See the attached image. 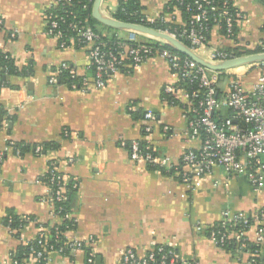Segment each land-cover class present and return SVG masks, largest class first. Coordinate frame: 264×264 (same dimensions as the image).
I'll use <instances>...</instances> for the list:
<instances>
[{
  "label": "crops",
  "instance_id": "crops-1",
  "mask_svg": "<svg viewBox=\"0 0 264 264\" xmlns=\"http://www.w3.org/2000/svg\"><path fill=\"white\" fill-rule=\"evenodd\" d=\"M108 1L110 5L104 7L109 12L105 14L113 16L118 0ZM169 3L143 0V13L180 25L181 12L176 8L168 11ZM233 4L244 13L237 22V41L224 37L215 27L208 46L201 50L204 55L213 47L254 49L264 39V4L257 0H233ZM52 5L53 0H0V50L10 55L18 68H31L24 76L0 78L1 84L9 81L13 85L0 90V108L7 112L0 123V151L10 140L32 147L47 142L59 145L41 154L31 149L20 157L5 156L0 169V264H10L16 247L37 237V222H61L52 214L49 187L43 181L52 162L66 181L78 184L72 211L77 224L66 236L82 241L92 236L90 249L96 264H118L127 248L144 255L159 243L169 244L183 260L198 264H251L246 254L228 251L197 231L195 225L216 224L225 209L252 212L264 208V187L255 190L245 176L228 174L216 166L199 186L189 189L175 172L131 160L120 140L141 139L146 133L144 117L131 114L127 109L130 104L135 107L132 111L154 112L150 139L158 152L169 155L175 163L187 149L200 145L198 139L185 135L183 105L162 98L164 86L178 85V76L164 59L152 58L111 75L101 89L89 85L87 91L72 90L58 77L57 83L50 82L62 62H69L80 76H94L89 47H62L47 33L46 12ZM102 34L126 37L129 31L116 29L110 35L103 30ZM164 126L170 131L165 132ZM10 209L36 220L27 217L29 223L21 226L16 236L4 224ZM49 257L48 264H87L84 250L75 252L71 259L59 252ZM260 264H264V254Z\"/></svg>",
  "mask_w": 264,
  "mask_h": 264
},
{
  "label": "built area",
  "instance_id": "built-area-1",
  "mask_svg": "<svg viewBox=\"0 0 264 264\" xmlns=\"http://www.w3.org/2000/svg\"><path fill=\"white\" fill-rule=\"evenodd\" d=\"M79 1L83 2L84 8L92 7L94 3V0ZM177 1L189 13V17L177 25L180 28L174 29V21L170 22L164 17L145 15L143 20L151 24L157 21L170 23V26L162 32L188 44L209 62H222L246 55V53L235 55L230 50L220 47L208 49L206 56L201 54V50L208 46V38L213 29L210 28L211 21L218 29L223 27V22L227 32L226 38L230 39L235 24L244 18V13L234 6L233 0H225L221 7L216 6L214 0H193L187 3L184 0ZM71 2L72 0H53V5L46 12L47 33L57 38L62 47L73 45L89 47L88 55L94 76L92 79L88 76H80L69 62H62L53 72L50 82L57 83V77L63 71H68L71 79L81 77L80 82H66L72 90L87 91L89 85L101 89L106 86L111 75L127 66L130 69L136 68L152 58L164 59L178 76V85L166 84L163 91L167 96L172 97L169 103L176 104L175 101L178 100L183 105V115L187 121L185 135L190 140L198 139L200 145L187 149L178 163H175L169 155L158 152L150 139L152 122L156 116L152 110H148L144 114L146 136L129 141L124 138L120 140L121 146L129 150L131 160L144 162L156 170L174 169L180 181L189 189L199 186L202 178L212 172L216 166L223 167L228 174L245 176L255 190L260 191L264 187V61L225 70H212L163 41L140 40L139 33L135 31H129L126 37L115 34L117 40L109 44L106 35L94 30L88 16L82 19H69V15L73 12L66 9V6ZM102 11L106 14L109 12V8L104 7V3ZM0 24H3L2 20ZM16 33L15 29L11 32V36L15 37ZM258 47L260 48L258 52H264V39H261L255 48ZM255 71L262 73L252 81L248 89L245 88L242 75ZM223 75L229 77L224 89L221 82ZM134 108L133 104L127 107L130 111ZM224 109L231 110V114L225 115ZM164 131L169 132L170 127L164 126ZM65 133L68 135V131ZM34 152L41 154L42 147L36 146ZM8 154L22 156V149L16 141H8L0 151V169ZM48 172V180L43 181L49 187L48 199L52 204V214L61 220L73 218L72 212L61 215L63 206L58 207L54 202L57 200L62 203L67 200L66 178L53 162ZM74 188H78L77 183ZM217 223L209 226L211 231L208 237L212 241L224 246L229 241L236 240L240 250L249 257V262L260 264L258 258L264 254V208L252 212L225 209ZM195 228L201 232L206 227L198 222ZM10 230L14 233L17 231L11 228ZM47 230L43 225L38 226L39 232L33 241H38L41 246L39 250H34L22 263L13 259L12 252L10 264H48L52 252L66 255L67 248L69 254L73 255L78 250H83L85 246L93 248L92 236L84 241L69 239L66 236L65 247L56 248L49 243ZM250 245L254 246L255 250L249 248ZM179 260L185 264H198L195 260H183L177 250L167 243L157 248L153 247L144 255H140L132 247L127 248L118 264H177ZM94 263V252L90 249L87 264Z\"/></svg>",
  "mask_w": 264,
  "mask_h": 264
},
{
  "label": "trees",
  "instance_id": "trees-1",
  "mask_svg": "<svg viewBox=\"0 0 264 264\" xmlns=\"http://www.w3.org/2000/svg\"><path fill=\"white\" fill-rule=\"evenodd\" d=\"M84 1V0H83ZM106 1V0H105ZM186 3L187 2H192L193 0H184ZM259 2H261L262 4H264V0H257ZM143 0H118V7L117 10L114 14V17L122 20V21H127V22H132V23H140V24H144L147 26H151L154 27L157 30H166L169 26L170 23H162L161 21H157L155 24H151L148 21L143 20V18L145 17V14L143 13L144 11V6L142 4ZM225 2V0H214V3L216 6L221 7L223 5V3ZM230 6L232 7V4L230 2ZM176 8L181 12V16H182V20H186L189 17V13L186 12V9L184 6H181L179 4V2L177 0H170L169 3V8H167L168 11H171L169 9H173ZM66 9H68L70 12H73L72 14L69 15V19H73V18H77V19H82L85 17H89V23L92 25V27L94 28V30L98 33H102V27H106L109 30H112L113 33L116 32V29L114 28H110L108 26H105L103 24H101L98 20H96L95 18H93L92 16V7L89 6L88 8H84L83 7V2L79 1V0H72L70 5L66 6ZM212 19V18H211ZM223 27L221 29H219L220 34L223 35L224 37H227V32H226V27L224 26V23L222 22ZM175 28H180V26L174 25V29ZM210 28H215V23L211 21L210 24ZM212 29V30H213ZM263 30H264V26H263ZM237 23L234 26L233 29V34L230 36L231 40H234L235 42L237 41ZM109 44H112L113 42H115L117 40V36L115 34H113V36L111 37H107L106 38ZM211 40V33L209 35L208 38V44ZM227 50H230L231 52H233L235 55H242V54H247V53H255L260 51V48H254V49H245L243 47H239V46H235V47H227ZM31 68H23L20 69L18 68V66L15 64V61L13 58H11L10 55H8L6 52H3L2 50H0V78H2L4 75L7 76H24L26 74H28L30 72ZM59 80L61 82H80L81 81V77H77L76 79H71L69 77V73L68 71H63L59 76H58ZM6 86H13L10 84L9 81H5L2 84L0 83V90L3 87ZM164 100H168V102L172 101V97L167 96L165 93H163V97ZM176 105H180L181 103L177 100L175 101ZM130 111V110H129ZM222 113V111L220 112V114ZM131 114H133L135 117H140V115H142V117H144L145 112H139L137 110L135 111H131ZM224 114L225 115H230L231 114V110L229 109H224ZM7 115V112L5 109L0 108V123L4 120L5 116ZM1 127V125H0ZM18 145L21 147L22 149V154L26 153L27 151H30L31 149L35 150L36 146H41L42 147V152H45L49 149H57L59 147V145L57 143H53V142H47V143H43V144H38V145H34L33 147L30 146L29 144H26L24 142H17ZM150 168L155 169L154 167L148 165ZM160 171L166 172V173H170L168 171H172L173 170H165V169H161ZM47 178H49V172L47 174H45L43 180H48ZM77 182H73V181H66L65 187H66V195H67V200L61 202H58L57 200H54L56 206H63V213L61 215H64L66 212H72L73 211V203H74V198H75V194L77 193V188H74V185ZM27 217L29 216H21L17 213H15L13 210H8V213L4 219V224L6 226H10L11 229L13 230H18L21 228V226H25L27 223H29L27 221ZM32 220H36V218L34 216H30L29 217ZM77 221H75V218H63L61 220L60 223L51 225L49 223H39L37 222V226L39 225H43L45 226L48 230H47V234H48V241L50 244L54 245L56 248L59 247H65L66 245V241H67V237H66V233L67 231L74 229L76 227ZM218 224V223H217ZM216 224V225H217ZM211 231L210 227H206L204 228L203 232L209 236V233ZM20 234L19 231L15 232V235L18 236ZM56 237V238H55ZM58 237V239H57ZM162 244H156V248L158 246H161ZM224 248H226L228 251H231L233 253H239V256L244 255V251L240 250V248L238 247V244L236 242V240H231L228 243H226L224 246ZM41 248V246L39 245L38 241L35 240L30 244H19L16 249L13 252V259L22 263L24 259H27L30 257L31 253L34 250H39ZM252 250H255V247H250ZM86 252V259H88L89 256V252H90V247L85 246V248L83 249ZM242 251V252H241ZM65 254L71 259L73 258L71 254H69V250L66 248L65 249ZM95 258V256H94ZM249 259V258H248ZM261 256L258 258L259 262H260ZM96 264V260L95 263ZM177 264H185V262L179 260Z\"/></svg>",
  "mask_w": 264,
  "mask_h": 264
},
{
  "label": "water",
  "instance_id": "water-1",
  "mask_svg": "<svg viewBox=\"0 0 264 264\" xmlns=\"http://www.w3.org/2000/svg\"><path fill=\"white\" fill-rule=\"evenodd\" d=\"M104 1L105 0H94L92 6V16L93 18L98 20L101 24L118 30L135 31L139 34L151 36L152 38L163 41L165 44L179 51L183 55L192 58L201 65L208 67L212 70H225L249 63L264 61V52H255L222 62H215V63L209 62L198 52L192 49V47H190L188 44L184 43L180 39L170 34H167L165 32H162L160 30H157L155 28L149 27L144 24L125 22L113 16L106 15L102 11V5Z\"/></svg>",
  "mask_w": 264,
  "mask_h": 264
},
{
  "label": "rangeland",
  "instance_id": "rangeland-1",
  "mask_svg": "<svg viewBox=\"0 0 264 264\" xmlns=\"http://www.w3.org/2000/svg\"><path fill=\"white\" fill-rule=\"evenodd\" d=\"M104 4H109V1L108 0H106V1H104ZM110 5V4H109ZM111 5H113L115 8H116V5L115 4H111ZM118 7V6H117ZM103 29H102V31L103 30H105V31H107V33H110V35H112V30H110L109 31V29H107L106 27H102ZM120 31V30H119ZM122 32H123V30H121ZM246 49V48H245ZM201 53H203V51L201 52ZM202 55H204V53L202 54ZM206 56V55H205ZM218 71V70H217ZM259 73V74H258ZM262 72L260 71V72H249L248 74H246V75H242V83H243V85H244V87L245 88H249L250 87V84L252 83V81L255 79V78H257L260 74H261ZM257 74V75H256ZM234 78V77H233ZM229 79V77L228 76H221V82L223 83L222 84V86H223V89L225 88L224 86H225V84H226V82H227V80Z\"/></svg>",
  "mask_w": 264,
  "mask_h": 264
},
{
  "label": "bare ground",
  "instance_id": "bare-ground-1",
  "mask_svg": "<svg viewBox=\"0 0 264 264\" xmlns=\"http://www.w3.org/2000/svg\"><path fill=\"white\" fill-rule=\"evenodd\" d=\"M259 74V73H258ZM257 75V74H256Z\"/></svg>",
  "mask_w": 264,
  "mask_h": 264
}]
</instances>
